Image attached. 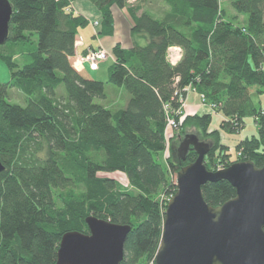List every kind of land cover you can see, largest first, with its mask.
<instances>
[{"label":"trees","instance_id":"obj_1","mask_svg":"<svg viewBox=\"0 0 264 264\" xmlns=\"http://www.w3.org/2000/svg\"><path fill=\"white\" fill-rule=\"evenodd\" d=\"M73 1L8 0L12 14L0 45L9 72L0 83V264H55L62 236L88 233L89 215L130 226L120 264H154L176 187L169 176L197 156L189 149L181 160L171 149L168 169L156 160L165 150L168 118L177 137L193 127L201 139L212 138L204 157L209 171L238 161L264 164V114L250 93L264 86V0H231L245 16L242 25L225 19L219 0H157L155 11L147 6L153 0H89L100 13L99 36L113 35L116 6L130 15L131 34L144 39L112 47L107 82L129 96L115 111L96 103L105 83L72 65L78 28L87 26L65 10ZM169 47L181 49L175 64L167 59ZM188 85L215 106L218 129L209 130L207 109L186 115L179 109L178 92L185 97ZM10 89L23 95V105L7 100L14 98ZM249 114L258 117L257 135L240 139L232 154L219 144L218 130L240 133ZM201 190L211 207L235 196L226 180Z\"/></svg>","mask_w":264,"mask_h":264},{"label":"water","instance_id":"obj_2","mask_svg":"<svg viewBox=\"0 0 264 264\" xmlns=\"http://www.w3.org/2000/svg\"><path fill=\"white\" fill-rule=\"evenodd\" d=\"M11 14L8 0H0V45L7 40ZM210 147L186 134L175 150L181 160L189 149L197 156L176 172L154 264H264V164L240 161L212 172L204 164ZM219 180L228 181L235 196L211 207L201 187ZM85 223L88 233L62 236L55 264H120L130 226L92 215Z\"/></svg>","mask_w":264,"mask_h":264},{"label":"rangeland","instance_id":"obj_3","mask_svg":"<svg viewBox=\"0 0 264 264\" xmlns=\"http://www.w3.org/2000/svg\"><path fill=\"white\" fill-rule=\"evenodd\" d=\"M230 2H231V0H219L221 11L223 12V16L228 21H232L233 23H235L237 25H242L243 23H245V16L244 15H237L236 12L232 9V7L230 5ZM158 5H159V3L157 2V0H153V2L151 4H149V5H147V6L150 8V10L155 11L157 9ZM114 8H117L116 11H119V10L122 9V8H118L116 6ZM119 19H120V17L117 15V20L116 21L118 22ZM128 22L129 21H126V19H124V17H122V19L118 22V28H119V30L121 32V35H125L126 34V27H127ZM115 36L116 35H114L112 38H106V39L103 38V36H101V37H102V41H105V40H114ZM119 36H120V34H119ZM80 39L87 40L86 44L91 42L93 45H97V43H98V40H96L95 37L91 36L89 28H86L83 31V36H81ZM132 39H133V41L137 40V38L133 37V35H132V38H130V40H132ZM104 44H105V42H104ZM111 45H113V44H111ZM75 46H76V43H75ZM102 49L107 53V59H106L107 62H105V63L111 62L112 48L110 46L106 45V48L102 47ZM96 66H93V67H96ZM8 79H9L8 69L6 68L4 63L0 60V83L7 82ZM106 81H108V80H104V83H105V97L103 99L96 100V103H98L100 105H103V106H106L111 111H115L116 109H120V107L121 108L124 107L125 104H126L125 101H127V99H128V93L124 90V88L117 87V86L112 85V84H110V83H108ZM8 93L9 94L11 93L12 96L14 97V98H10V95H9L7 100L10 103H16V104L23 105V100H22L23 99V97H22L23 95L19 91H17L16 89H10ZM15 93L17 95H15ZM250 93H251V98H252V101L254 103L255 108L257 110L260 109L259 110L260 114H262L261 110L264 109V88L262 89V92H257L256 88L253 87L251 89ZM196 94H197L196 92H195V94H194V92L193 93L190 92L188 100L186 98L185 105H184V114L185 115L186 114H194V113H196V112H193L195 106L190 105L191 101H189V99L192 100L194 97H195L196 100H198ZM200 107L203 108V109H207L204 106H200ZM214 110H215V107L213 108V110H208L209 112L213 113V117H212V121H211L212 125L209 126V130L218 129V126H219V122H218V120H219L218 119L219 118L218 114L219 113H215ZM199 113H203V112H199ZM254 118L258 119L257 115H250L249 114L248 116H245L243 129L240 131V133L227 134V133H224L223 131L218 130L219 144L226 146L227 149L229 148L230 152L232 154H234V149L233 148L240 141V139L245 138V137L249 138L251 136L257 135V128H256V124H255ZM215 120H216V122H215ZM177 129L178 128H169L168 127L167 130H165V132H164L165 150L162 151L160 154H158L156 156V160L159 161L164 167H166V169H168L166 160H168V158H170V152H172L171 149L176 150V148L178 147L180 141L183 138V136L182 137H179V136L177 137V135H178V133H176V131H178ZM185 133L186 134L194 133L195 135L196 134L199 135L198 133L195 132L193 127L185 128ZM197 138L200 141L208 143L210 146L213 145V140L208 135L205 136V139H201L200 136L199 137L197 136ZM215 155H219V151L218 150L215 151ZM238 162H240V161H238ZM234 163H236V162H234ZM224 168H226V167L218 165V167L216 168L215 171L221 170V169H224ZM215 171H212V172H215ZM109 176L115 178L122 185H127L128 184L125 176L121 172H113V173L109 174ZM169 177H170V181L172 183H174L175 186H176V173L175 174H171ZM76 190L78 191V190H80V188H77ZM175 190H176V187H175ZM164 197H166V196H162L161 195V199H164ZM165 200H166V198H165ZM147 264H150V263L148 262Z\"/></svg>","mask_w":264,"mask_h":264},{"label":"crops","instance_id":"obj_4","mask_svg":"<svg viewBox=\"0 0 264 264\" xmlns=\"http://www.w3.org/2000/svg\"><path fill=\"white\" fill-rule=\"evenodd\" d=\"M114 7L115 6L112 7V14H113V20H114V33L112 36H103V38H105V39L106 38H112L114 35H116L115 39L102 41V37L98 35L100 13L96 9V7L89 0H75L72 3L73 13L82 16L87 21V26L84 28H79L77 31V34H76V53L74 56H72L71 61H72V64L75 66V68L80 72V74H82L83 76H85L89 79L99 80L102 82H104V80H108V70H109L111 64L114 62V58H113V56H111V62L105 63V62H107V60H104V61L97 63L96 67H93V66H90V64L87 61H81L80 60V56L83 54L84 51L86 52L87 50H90V49H97V48H102V47L106 48V45H108L112 48L115 43H120L123 47L128 48L134 43L133 39L130 40V38H132V34H131L132 19H131L130 15L128 14L126 9H121L119 11H116L117 8H114ZM116 14L120 17L119 21L122 19V17H124V19H126V21H129L127 24V27H126V34L125 35H121V32L118 28V22L119 21L118 22L116 21L117 20ZM94 22H98V25H93ZM86 28H89L91 36L95 37L96 40H98L97 45H93L91 42L86 44L87 40L80 39L81 36H83V31ZM119 34H120V36H119ZM133 37L137 38V40H135V41H137L138 43L144 44V39L139 38V36H133ZM104 42H105V44H104ZM111 44H113V45H111ZM189 95H190V92L186 96L187 100L189 98ZM196 96H197L198 100H196L195 97L192 100L189 99V101H191L190 105L195 106L193 112H197V113L203 112L204 113V109L200 107L201 105L199 102L198 93L196 94ZM126 102L127 101H125V103ZM218 115H219L218 116L219 117L218 122H220L221 117H220V114H218ZM215 122H216V120H215Z\"/></svg>","mask_w":264,"mask_h":264},{"label":"built area","instance_id":"obj_5","mask_svg":"<svg viewBox=\"0 0 264 264\" xmlns=\"http://www.w3.org/2000/svg\"><path fill=\"white\" fill-rule=\"evenodd\" d=\"M128 1L134 2L136 0H128ZM71 6H72V4H71ZM65 10L67 12H70L72 10V8L68 6ZM93 25H98V22H94ZM180 57H181V49L179 47H169L167 49V59L170 62V64L177 63V61L180 59ZM106 59H107V53L102 48L87 50L85 54L80 56L81 61H87L91 66H96L97 63L104 61ZM182 91L186 93V96L189 92L195 93V90L192 89L190 85L184 87ZM175 94L177 95V92ZM178 94H179L178 101L180 103L179 109L182 110L184 108V105H185L186 96L183 97L181 92H178ZM198 97H199V102H200L201 106L206 107L208 110H213V108L215 106L213 104H209V105L207 104L206 105L203 95H198ZM261 111H262L261 113L263 114L264 109ZM254 120L256 121L257 118H254ZM167 127H172V128L176 127V122L172 118H168L167 123H166V128ZM170 198H168V200Z\"/></svg>","mask_w":264,"mask_h":264},{"label":"bare ground","instance_id":"obj_6","mask_svg":"<svg viewBox=\"0 0 264 264\" xmlns=\"http://www.w3.org/2000/svg\"><path fill=\"white\" fill-rule=\"evenodd\" d=\"M168 128V127H167ZM167 128H166V130H167ZM169 128H172V127H169ZM175 128V127H174Z\"/></svg>","mask_w":264,"mask_h":264}]
</instances>
